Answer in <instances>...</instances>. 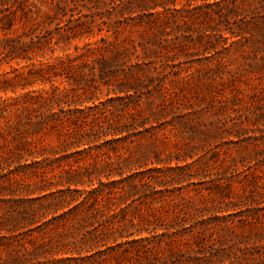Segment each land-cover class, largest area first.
<instances>
[{"label":"trees","instance_id":"1","mask_svg":"<svg viewBox=\"0 0 264 264\" xmlns=\"http://www.w3.org/2000/svg\"><path fill=\"white\" fill-rule=\"evenodd\" d=\"M49 1L54 15L45 17L56 25V40L25 33L10 37L8 33L16 31L15 19L4 17L7 34L0 44V64L5 61L11 70L0 76L1 93L26 89L12 62L32 61L43 56L45 49L54 53L53 45L64 47V55L53 64L29 69L35 79L30 85L50 84V89L0 97V136L5 145L14 144L0 150V181L6 183L0 184V264H264V215L256 212L238 225L228 220L231 215L204 218L192 209L190 196L184 193L183 184L193 185L192 177L170 175L190 165L150 168L161 163L157 153L156 161L146 159L144 153L116 155L137 142L143 134L139 128L145 133L155 128L152 123L157 119L142 113L161 112L143 101L136 86L143 84L141 74L151 83L153 70L164 75V51L171 48L187 55L192 47L208 60L212 52L228 53L242 38L253 39L232 28L227 30L230 36L224 37L210 24L205 27L226 17L222 8L231 0ZM28 2L0 0V7L11 4L15 13L25 14ZM79 6L104 7L108 20L112 15L115 20L109 24L101 14L97 22L96 13L85 14ZM233 7L238 9L235 3ZM19 20L25 25L24 19ZM102 25H109L111 39L75 45L74 53H68L72 41L94 36L96 27L102 32ZM257 27L264 40V23ZM220 40L222 51L217 49ZM55 79L70 89L56 86ZM103 87L108 89L107 96L114 93L115 98L102 101L97 92ZM113 101L122 102L121 108L109 105ZM117 111L127 116V122L115 119ZM48 130L60 133L58 148H28V139ZM253 170L249 165L247 170L235 171L241 176L240 192L231 181L213 191L229 200L226 212L239 206L234 198H242L246 207L256 196L264 198V176ZM31 178L38 182L27 183ZM165 207L171 208L170 215L156 216ZM220 222L229 234L218 233L216 223Z\"/></svg>","mask_w":264,"mask_h":264},{"label":"rangeland","instance_id":"2","mask_svg":"<svg viewBox=\"0 0 264 264\" xmlns=\"http://www.w3.org/2000/svg\"><path fill=\"white\" fill-rule=\"evenodd\" d=\"M234 3L238 5L237 10L233 7ZM69 6L73 7V4L70 3ZM88 6L90 8L92 5L88 4ZM181 6L178 4L177 7ZM53 7L54 5H51L49 0H37V2L29 0L24 7L25 14L20 11L15 13L16 8L11 4L7 7H0V44L7 34V31L4 30L5 16L12 17L16 23V31L8 33L10 37L21 36L25 33L33 36L39 34L54 37L56 40V25L55 23L50 24L51 19L45 17L46 14L54 15V11L51 10ZM227 8L231 10L229 11ZM78 10L85 14L96 13L97 22L101 21V14L105 15L104 20L109 24H113L112 22L115 20L113 15L108 20L109 15L104 11V7L97 10L79 6ZM222 12L226 17L219 21L216 19L214 23L209 21L205 27L210 24L211 27L217 28L220 31L219 34H223L224 37L230 36L227 30L232 28L241 33L243 37L245 35V37L253 39L248 41L242 38L241 43L232 48L230 52H212L207 56L210 57L208 60L199 53L198 49L192 47L187 51V55L180 50L171 48L164 51L161 54L167 67L164 75L153 70L151 75L154 76V79L151 83L141 74V83L143 84L136 86L138 92L143 93V101L150 102L154 112H161L158 115H153L149 111L142 113L143 116L157 119L152 123L155 128L146 133L143 128H139L138 131H142L143 134L138 136L137 142L120 150L116 155L130 153L137 157L139 153H144L147 154L146 159L156 161L157 153L161 163L150 164V168L190 165L184 170L170 175L192 177L193 185L188 187L189 182L183 184L185 186L184 193L190 196L192 209L198 210L200 215H204V218L231 215L228 220L234 221L238 225L240 220L246 219L256 212L264 215V198L256 196L257 200L248 204L251 207L244 206L241 203L242 198H234L232 201L239 206L226 212L224 209H226L229 200L223 199L220 194L213 191L217 185L224 186L227 181H231L240 192L238 179H241V176H237L235 171L247 170L249 165L254 166V173L264 176V40L262 36H259L260 31L257 27L264 23V0H231L224 3ZM21 18L22 21L24 19L25 25L19 22ZM108 26L102 25L104 29L102 32H99V28L96 27L95 35L90 38L72 41L68 53H74L75 45L82 47L85 42H99L103 37L111 39L112 34L107 31ZM51 31L52 35L48 36ZM190 34L196 40V33L191 32ZM126 35H128L127 32ZM132 36L136 37L135 34ZM254 38H258L259 42ZM25 41H29V38H26ZM218 44V51H222L223 42L220 40ZM53 47L55 48L54 53L45 49L43 56L37 55L32 61H23L19 65L16 61L12 62V66L22 74L20 84L26 85V89L18 88L16 94L8 92L5 95L0 92V97H18L30 91L41 92L50 89V84L35 82L30 85L29 83L35 79L28 72L31 65L38 68L41 63L53 64L57 58L64 55L62 49L64 47L54 45ZM142 66L144 69H148V66L144 64ZM10 70V65L2 61L0 76ZM166 73L171 74L167 75ZM182 76L187 77L186 81L181 79ZM61 82V79H55L54 83L61 89H70L68 84ZM78 93L81 94V91L78 90ZM107 93L108 89L105 87L101 92H97L102 101L115 98L114 93H111L110 96H107ZM70 94L72 96L73 92ZM132 94L134 93L132 92ZM121 104L120 101H113L109 105L121 108ZM132 113L136 120L140 119L137 113ZM114 117L116 120L121 119L118 122H127L125 118L127 116L124 117L120 111H117ZM148 128L150 125L146 126V129ZM28 141L30 142L28 148L36 149L58 148L61 145L60 133L56 130H48L43 134L33 136ZM5 143L0 136V150H7L8 146L9 148L14 147V144L7 143L5 145ZM112 155L116 160L117 157ZM26 181L30 184L38 182L34 178ZM2 182L5 183L3 180L0 181V184ZM179 193L176 192L175 195ZM245 194L248 196L249 192L247 191ZM247 202L248 198L245 199V203ZM217 209H222V212ZM248 209H252V211L249 212ZM170 212L171 208L165 207L161 212H156V216H169ZM216 225H219V234H229L227 230L221 229L222 222L216 223ZM235 231L237 234H245L243 229H235Z\"/></svg>","mask_w":264,"mask_h":264}]
</instances>
